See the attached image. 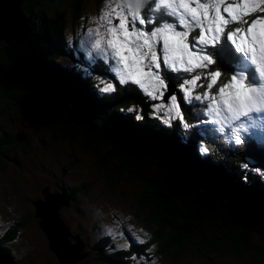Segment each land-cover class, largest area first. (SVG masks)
<instances>
[{
  "label": "trees",
  "instance_id": "trees-1",
  "mask_svg": "<svg viewBox=\"0 0 264 264\" xmlns=\"http://www.w3.org/2000/svg\"><path fill=\"white\" fill-rule=\"evenodd\" d=\"M81 1L21 0L22 39L15 47L0 40V183L5 182L9 190L6 196L10 193L21 201H27L29 196L34 198V203L43 200L35 179L29 172H22L21 168V159L27 155L36 156L40 153L38 147L42 146L34 142V135L27 131L44 134L51 129L55 137L59 124L79 125L94 118V124L101 121L109 154L121 158L117 162L119 170L129 165L132 167L127 172L129 174L140 163L149 167L151 163L148 160L152 159L158 165L154 171L158 175L153 173L152 177L156 178L145 176L139 180L136 174H129L122 181L128 186L127 181L133 179L138 188L136 192L128 189L133 199L128 212L139 224L134 226L131 222V226L144 228L145 237L141 234V240L145 243L141 244V240L129 235L130 231L125 230L122 223V231L115 239L108 237L107 230L102 232L101 226L95 227L100 235L89 247L85 241L82 242L86 249L111 264H178L177 260L182 259L187 263L200 261L203 264H264V171H261L264 170V144L248 140L234 146L232 139H227L207 123L192 133L182 129V122L178 119L165 124L164 113H152L151 100L132 84L116 82L115 87L119 88L111 95H101L93 86L92 91L85 92L86 83L77 76L89 75L91 71L87 66L61 67L56 62L63 53L62 45L65 46L63 4L69 7L71 29L77 24L73 19ZM100 1L93 0L95 7ZM80 68L84 69L83 73H80ZM61 80L70 87V102L62 97L63 85L58 84ZM68 80L73 85H69ZM40 81L46 88L44 95L50 93L53 99L42 105L37 103ZM96 104L97 109L93 108ZM120 105L125 108H120ZM130 106L136 109V114H130L127 110ZM110 120L114 124H110ZM83 127L87 125L83 124ZM91 136L90 130L85 129L79 138L82 141L84 137ZM187 138H190L191 145L185 143ZM199 144L208 151L202 154L200 149L198 152ZM18 148L21 151L17 152ZM81 150L87 151L86 148ZM64 153L67 161L61 166L57 160L41 162L54 165L58 168L57 174L66 176L70 169L72 171L71 164H89L88 175L67 188L54 184L58 193L69 197V203L75 210L82 205L79 198L95 190L90 188L94 180H100L101 192L111 191L114 185L126 191L119 183L124 175L104 164L106 153L102 154L103 158L93 156L94 167L88 160L78 163L70 159L72 154ZM129 153L138 159L123 156ZM166 163L177 165L187 174L185 188L188 189L185 193L172 191L170 184L165 186L163 171L160 170ZM241 164H249L250 167H241ZM42 167L33 163L35 178L37 174L43 177L54 173L53 168ZM116 218L119 220L120 216ZM257 223H261L263 228H257ZM14 226L0 233V259L8 264H18L15 252L8 246L17 238L10 231ZM88 230L92 232L91 227ZM84 238H88V233ZM223 255L228 259H222Z\"/></svg>",
  "mask_w": 264,
  "mask_h": 264
},
{
  "label": "snow or ice",
  "instance_id": "snow-or-ice-1",
  "mask_svg": "<svg viewBox=\"0 0 264 264\" xmlns=\"http://www.w3.org/2000/svg\"><path fill=\"white\" fill-rule=\"evenodd\" d=\"M230 24L238 26L229 28ZM96 25L88 29L91 50L109 61L119 84H134L161 101L154 111L164 113L165 124L178 119L188 126L181 112L187 101L193 109H206L215 123L231 125L246 119L247 129L245 123L230 128L236 144L264 132V0H106ZM193 32L196 35L189 40ZM198 69L205 71L191 77L183 74ZM201 80L205 83L198 85ZM197 86L205 91L193 95ZM117 90L113 83L102 89ZM193 100L201 104L193 105ZM206 151L201 147L202 154Z\"/></svg>",
  "mask_w": 264,
  "mask_h": 264
},
{
  "label": "rangeland",
  "instance_id": "rangeland-1",
  "mask_svg": "<svg viewBox=\"0 0 264 264\" xmlns=\"http://www.w3.org/2000/svg\"><path fill=\"white\" fill-rule=\"evenodd\" d=\"M230 2V0H229ZM63 15H64V42L66 44V48L64 45H62V54H60L59 58L57 59L58 65L61 67H71L76 66L79 67L81 64L86 65L88 70L91 71L89 75H78L77 78L81 82L86 83L85 92H90L93 90L92 86L97 90V92L101 95H104L105 93L102 91L103 87L107 83H113L114 87L116 82L119 83V81L115 78V74L111 71L109 67V61L103 60L102 57H100L98 54L93 52L91 50V42L92 38L89 37L88 29L89 28H95L96 20L100 14H102L103 10L106 6V0H101L100 4L95 7L93 0H82L80 3V6L77 10V13L75 14V18L73 21H75L77 24L73 26L70 29V23H71V17H70V11L69 7L66 5V3L63 4ZM227 14H225L226 16ZM249 21L252 19V17L248 18ZM118 23V21H115ZM238 25L236 24H230L229 28H235ZM70 29V30H69ZM71 31V32H70ZM101 31H103V28H101ZM69 34H73V46L78 51L79 54L75 52V50L72 48V46H69V43L71 42L69 40ZM196 35V32H193L192 35L189 37V40L192 39L193 36ZM1 40V39H0ZM4 42V41H3ZM48 42V41H47ZM50 44L54 45L55 47H58V45L54 44L53 42H49ZM7 45V44H6ZM60 48V46H59ZM92 59L96 60V63H90ZM63 61V64L61 63ZM69 68H67L69 70ZM163 62L161 61V74H163ZM205 70H196V72L193 73H186L187 76H195L196 74H199L200 72ZM84 69L80 68V73H83ZM179 73H177L178 75ZM224 79V78H223ZM230 79V77H228ZM50 80V79H49ZM51 82V81H50ZM69 85H73L72 81H67ZM169 81H165V83H168ZM173 83H179V81H172ZM205 83L204 80L198 81V85ZM58 84L63 85L62 87V97L66 102H70V96L68 95V92L70 90V87H66L64 81L58 82ZM134 85V84H132ZM137 89L138 86L134 85ZM219 85L216 86L218 88ZM119 88V87H118ZM117 88V89H118ZM216 88L213 89V92L216 91ZM46 88L43 85L42 81L38 84L37 89V103L42 105L46 103L47 101H51L49 98L50 93L44 95ZM138 91L143 94L142 90ZM205 91L204 88H201L197 86L193 92V95L196 94H202ZM55 96H58L55 92H53ZM52 93V94H53ZM111 95V93H106V95ZM146 98L151 100V110L152 113H155L154 106L161 103L159 100H152L151 97L146 96L143 94ZM165 96H167V92H165ZM180 94H177V100L179 101ZM85 104H88L86 101ZM165 103H170V101L165 100ZM206 103V102H205ZM193 105H200V101H192ZM90 106V105H89ZM185 106H187V101H185ZM181 106V112L184 113V122L188 124L187 127H184V124H180L181 128L193 132L198 131L203 127V123H207L210 128H212L215 131H219L222 133L227 139H232L234 142V146H237L239 144L235 143L234 136H229V131L231 127H237L240 123H245V129H247V121L246 119H243L241 121L234 122L233 124H221V123H215L213 118L208 115L207 110L204 109L203 111H199L198 109H193L191 106ZM97 107V104L93 107L95 109ZM124 105H120V108H123ZM125 108V107H124ZM131 108L133 111H130V114H136V109L132 106L128 107L127 110ZM65 111V108H63L62 112ZM162 112V111H161ZM163 113V112H162ZM107 116V115H106ZM162 118L163 116L160 115ZM96 119L89 118L83 123L77 124H59L58 125V131L55 132V137L52 135V130L50 129L44 134H39L34 132L33 130L27 131L34 135V142H37L39 144H42V146L38 147L40 148V153L36 154V156L27 155L24 156L21 161L23 163L21 164L22 172H29L32 177L35 179V182L40 188V194L44 195V193L47 191L50 192H58L56 188L54 187V184H57L58 187L67 188L69 185H71L73 182H76L79 178H84L88 175L90 172V166L89 164L84 165H73L72 171L71 169L68 171V175L63 174H57V169L54 165L49 166L41 161H46V159L50 160H57L60 164V166L67 161L66 155L64 152L72 154V157L70 159H75L78 163L82 162L85 163L88 159V156L86 155H77L80 152H83L81 149L86 148L87 152L92 154L93 156H99V158H103L102 154L106 153V157L103 158L105 161V165L107 167H110L113 171H120L122 173L121 181L119 183L123 184V189L121 190L119 185H114L111 188V191H99L100 190V180H94L93 187H90L91 191L90 193L87 192V195L85 197L79 198V202L82 203V205L78 208V210H75L69 203V199L67 200V205H64L63 200H65L62 197H54L52 200V203H47L45 206H41L43 208V214L48 217V222L50 225L51 231L55 232L56 225L54 218L56 219V224H64L65 225V232L67 231V239L71 243L75 242L74 237H77L80 242L85 241V245L89 247V244L95 240L98 239V236L100 234L97 233V230H95V227L101 226L102 232H105L107 230L108 237L115 239L116 235L120 234L122 231V223H124L125 230H129V235H133L135 238L141 240L142 235L144 236V228H134L131 226V222L134 226H139V224H136L134 222V219L132 215L128 212V210H131L133 199L129 196L128 189H133L135 191L137 186L134 185L133 179L130 181H127L128 186L123 183L127 177H129V174H136V177L139 178V180H142L143 177L147 176L150 178H156L152 177L153 173L157 168V164L153 162L152 159H149L148 162H150V166L146 167L143 164H139L138 167H134L133 171L129 174L127 173L129 170L132 169L129 165L125 166L121 170L118 169L117 162L121 161V158L117 156L116 154L110 155L109 154V147L108 142L106 141L107 136L104 133V129L101 127L100 120L97 123H93ZM202 121V123H201ZM88 122V123H87ZM83 124H86L87 127H83ZM110 124H114V121L110 120ZM21 129H24L21 126ZM89 129L91 132V137H84L81 141L79 136L81 133L85 130ZM26 131V130H25ZM17 132H19L17 128ZM63 134L62 137H60V134ZM241 135L242 141L245 139V130H241L239 132ZM69 139L63 141L62 139ZM39 139L41 141L39 142ZM248 140H251L253 142H260L264 144V132L259 134L256 137L249 136ZM49 141L48 144H43L45 142ZM81 141V143H80ZM80 143V144H79ZM185 143H188L191 145L190 138H187V141ZM105 146V147H103ZM233 146V147H234ZM34 149V148H33ZM201 149V145L199 144V150ZM17 152L21 151V148L16 149ZM116 152V151H115ZM124 157L137 160L138 158L134 154H124ZM26 157V158H25ZM38 159L40 161H38ZM36 162V166L42 165L46 168H53L54 173L46 176H40L36 175L38 177L35 178L34 170L32 169L33 163ZM65 164V163H64ZM149 164V163H148ZM163 171V178L165 182V186L170 184V189L172 191H178L180 190L182 193H185L188 188L187 183L185 182L187 178V174L182 171L181 168H179L177 165H172L171 163H166V166L160 170V172ZM152 182V181H150ZM157 183V182H156ZM133 186V187H131ZM53 190V191H52ZM8 188L6 187L5 182L0 183V233H2L7 227H13L10 231L17 235V238L12 241L8 246L11 248L17 257L18 264H111L106 263V260H101L97 258V255L93 253L91 250H88L83 246L82 250H86V255H84L82 258L79 257V251L76 247H70V249L73 251V253H69L68 250L64 247V245L67 246V242H63V239H60L59 235L58 239H55V243L58 247L59 253L62 254L60 256V259L57 258V255L50 250L49 248V240L45 233L42 231L38 224V219L34 216L35 208L33 207V200L34 198H30L28 196L27 201H21L20 199L14 197L9 193V195L6 196ZM112 192V195H108V193ZM136 192V191H135ZM166 193V192H165ZM168 193V192H167ZM54 196V195H53ZM62 200V201H59ZM95 201V203H94ZM37 202V201H36ZM43 202V201H42ZM58 203V206L56 209H53L55 207V204ZM43 205V204H42ZM48 205H51V208L47 207ZM40 211V210H39ZM30 213V215H29ZM53 214V215H52ZM116 216H120L119 220L116 218ZM57 217L60 219L58 220ZM58 220V221H57ZM12 224V226H11ZM91 227L90 232L88 228ZM263 228L261 223H257V228ZM56 233V232H55ZM88 233V238H84V234ZM142 234V235H141ZM53 236V233H52ZM145 237V236H144ZM143 239V238H142ZM67 253V257H63V254ZM82 252V251H81ZM77 259L75 262L74 260ZM222 259H228V256L223 255ZM178 264H203L200 261H195L192 263H187V260H177Z\"/></svg>",
  "mask_w": 264,
  "mask_h": 264
},
{
  "label": "water",
  "instance_id": "water-1",
  "mask_svg": "<svg viewBox=\"0 0 264 264\" xmlns=\"http://www.w3.org/2000/svg\"><path fill=\"white\" fill-rule=\"evenodd\" d=\"M11 1V3H10ZM21 0H0V39L4 41L5 44L9 45L10 47H15L18 42L22 39L23 36V27H22V20L21 15L19 13V4ZM14 18V21H12ZM20 24V25H19ZM19 139H22L21 136L18 137ZM54 195V196H53ZM54 197H62L65 200H63L62 203L64 205H67V200L69 197L65 196L63 193H49L45 192L43 195V202L37 201L35 202V211L34 216L38 219V224L42 231L45 233L49 240V248L52 250L55 255H57V258L60 259L59 256V250L55 243L54 236H52V231L50 229V225L48 222V217H46L43 214V208L41 206H46L47 203H52ZM62 201V200H59ZM34 203V202H33ZM43 204V205H42ZM51 205H48L49 207ZM58 206V203L55 204V207L53 209H56ZM40 210V211H39ZM58 220H60L57 217ZM57 220V221H58ZM63 228V242H67V246L70 247H76V244H81L82 242H79L76 240V237H74L75 242L69 243L67 237V231L65 232V225L60 223ZM62 255V254H60ZM1 260V259H0ZM76 260V259H75Z\"/></svg>",
  "mask_w": 264,
  "mask_h": 264
},
{
  "label": "bare ground",
  "instance_id": "bare-ground-1",
  "mask_svg": "<svg viewBox=\"0 0 264 264\" xmlns=\"http://www.w3.org/2000/svg\"><path fill=\"white\" fill-rule=\"evenodd\" d=\"M10 3H11V1H10ZM12 21H14V18H13V20ZM23 37V36H22ZM21 37V38H22ZM183 192V191H182ZM54 193H56V192H54ZM35 205H33V207H34ZM35 208V207H34ZM49 208H51V206H49ZM53 215V214H52ZM54 221H55V225H56V229H55V232L53 231V236H54V238H56V239H58V236L57 235H59V237H60V239H63V228H62V225L61 224H56V219L54 218ZM76 240H78V238L76 237ZM79 241V240H78ZM80 242V241H79ZM64 247L68 250V252L69 253H73V251L68 247V246H66V245H64ZM76 248H77V250L78 251H82V249H83V246H82V243L81 244H76ZM63 257H67V253H65L64 252V254H63ZM0 264H8L6 261H2V259L0 260Z\"/></svg>",
  "mask_w": 264,
  "mask_h": 264
},
{
  "label": "clouds",
  "instance_id": "clouds-1",
  "mask_svg": "<svg viewBox=\"0 0 264 264\" xmlns=\"http://www.w3.org/2000/svg\"><path fill=\"white\" fill-rule=\"evenodd\" d=\"M144 3H147V0H144ZM139 6H141V5H137V7H139ZM69 40L71 41L70 43H69V46H72V48L75 50V52L77 53V54H79L78 53V51L74 48V46H73V37H69ZM65 47H66V44H65ZM67 48V47H66ZM68 49V48H67ZM16 137H19V135H17L16 134ZM22 139H23V137H22ZM21 139V140H22ZM83 244V243H82ZM84 255H86V250H82V252H80L79 251V257L80 258H82ZM77 260V259H76ZM76 260H74V262L76 261Z\"/></svg>",
  "mask_w": 264,
  "mask_h": 264
},
{
  "label": "flooded vegetation",
  "instance_id": "flooded-vegetation-1",
  "mask_svg": "<svg viewBox=\"0 0 264 264\" xmlns=\"http://www.w3.org/2000/svg\"><path fill=\"white\" fill-rule=\"evenodd\" d=\"M148 6H150V5H147V7H148ZM69 37H74V35L69 34ZM49 98L51 99V96H50V95H49ZM51 100H53V99H51ZM80 153H81V152H80ZM81 155H86V156H88V159H89L88 163H90V164L94 167L93 162H92V158H93V155H92V154H90V153L87 152V151H84ZM98 167L100 168V165H98Z\"/></svg>",
  "mask_w": 264,
  "mask_h": 264
}]
</instances>
